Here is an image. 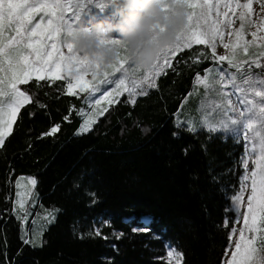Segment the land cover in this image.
<instances>
[{
  "label": "trees",
  "instance_id": "trees-1",
  "mask_svg": "<svg viewBox=\"0 0 264 264\" xmlns=\"http://www.w3.org/2000/svg\"><path fill=\"white\" fill-rule=\"evenodd\" d=\"M215 64L206 45L176 53L146 95L121 97L84 134L87 92L67 94V80L21 85L31 102L0 147V264H168L166 245L182 264H222L244 144L176 123L196 76ZM22 176L36 178L40 208L55 215L37 245L15 211Z\"/></svg>",
  "mask_w": 264,
  "mask_h": 264
},
{
  "label": "snow or ice",
  "instance_id": "snow-or-ice-1",
  "mask_svg": "<svg viewBox=\"0 0 264 264\" xmlns=\"http://www.w3.org/2000/svg\"><path fill=\"white\" fill-rule=\"evenodd\" d=\"M181 2L188 9V24L181 32L177 44L165 52L168 55L164 56L163 61H158L154 71L143 69V77L137 80L135 75L141 68L131 62L126 48H122L123 55L121 54L117 62L110 66V71L103 72L100 71L98 62L82 57L74 50V46L69 42L74 32L72 21L74 17L79 19L82 8V5L76 4L74 0H0V97L8 98L7 103L0 101V147L11 134L19 109L31 102V97L22 91L20 86L33 78L37 81L67 80V94L77 95L74 89L87 92L86 102H92L91 98L97 92H101L102 85H114L111 90L103 91L102 95L95 99L93 107L99 108L103 102L109 105L116 103L118 101L113 97H118L124 92L129 94L128 102L134 105L138 94H147L143 86L155 87V77L165 72L166 67H171V57L193 45H206L211 49V59L221 67L207 69L208 75L204 77L198 74L195 78L196 83L202 84L205 88L213 87L209 76L215 71L219 77L215 83H219L222 89L232 88V92L219 93L223 97L221 103L212 104L215 108L226 107L229 111L238 113V118H230L224 127H229V124L236 125L234 131L237 134L242 132V138L249 142L243 159L245 170L248 169L249 157L254 156L253 170L250 173L245 172L240 193L233 197L235 212L241 213L244 193L251 188V194L247 199V211L233 221L239 223L242 219L243 227L239 230V238L235 244L229 243L225 248L224 255L228 258L224 264H264V256L258 257L260 249L256 246L258 240L264 242V235H260L264 233V73L253 75L249 72L242 81H237V73H244L243 64H248L249 68L252 66L264 68V64L260 62V59L264 58V51L254 53L255 58H250V61L240 62L236 58L238 48L245 55H248L249 47L253 45L264 49V44H257V40L264 41V36H257L258 31L264 30V17L260 18L257 31L250 33L252 40L247 41L244 35L245 18L248 17L249 26L256 27V22L251 19L253 0H245L243 4L238 0L235 4L232 0L227 2L181 0ZM256 3L260 5L261 11H264V0H256ZM167 6L165 3V7ZM235 8H243L246 11L239 14L238 19L241 23L235 32L236 39L225 43L224 30L234 23L229 11L235 14ZM221 16L223 20L220 19ZM217 40L223 48L230 50V55H217ZM101 43L109 46L121 44L119 39L107 36L101 37ZM204 55V52L198 53V57ZM225 62L228 68H223ZM229 68L236 71L231 72ZM117 73L120 75L117 76ZM89 74L92 80L85 79ZM130 78L133 85L131 88L126 84ZM138 88L141 89L139 93ZM233 95L237 104H233ZM237 105L242 106V110ZM106 111L107 108H100L98 115H103ZM79 114L86 115L83 110ZM96 118V113L89 115L79 132L90 131ZM209 127L210 130H215V126L211 124ZM58 130L57 125L51 128L48 134H54ZM29 182L32 185L36 183L34 179ZM20 207L23 208L22 203ZM236 234L237 230L232 228L229 240L231 241ZM261 248H264V243L261 244ZM168 256L169 264L172 258H177V264H181L183 260L182 253L174 249L169 251Z\"/></svg>",
  "mask_w": 264,
  "mask_h": 264
},
{
  "label": "rangeland",
  "instance_id": "rangeland-1",
  "mask_svg": "<svg viewBox=\"0 0 264 264\" xmlns=\"http://www.w3.org/2000/svg\"><path fill=\"white\" fill-rule=\"evenodd\" d=\"M76 4L82 5V8L80 9L79 13V19L77 20L75 17L73 18V28L76 29L82 24L86 25H93L96 23H100L102 21H108L115 23L118 21L119 17L114 13V10L111 8V6L107 3V0H74ZM215 2V0H213ZM227 2V0H225ZM237 0H232V3L235 4ZM240 4L245 3V0H238ZM223 11V9H222ZM246 10L243 8H235L234 13L233 11H229V16L234 21L233 25L230 28H227L224 30V42L228 43L230 41H234L236 39L235 32L237 29H239V25L241 21L238 19L239 14L241 12H245ZM69 15H71L69 13ZM264 17V11H261L260 5L256 3V0H253V13L251 15V19L256 22V27L249 26L247 23L248 17L245 18V29H244V35L245 39L247 41L252 40V36L250 35L251 32L257 31V27L260 23V18ZM221 20H223V16L220 17ZM231 33V35H229ZM257 36H264V30L258 31ZM113 39H119L118 34L114 33L112 35ZM257 44H264V41L257 40ZM196 46V45H193ZM192 46V47H193ZM175 47V46H174ZM188 49V48H187ZM264 51V49L256 47L255 45L249 47L248 55H245L239 48L236 50V58L238 61L243 62L246 60L250 61V58H255L253 55L254 53L258 54L259 52ZM217 55H230V50L223 48V46L220 44L219 40H217V48H216ZM123 55V52L121 53ZM168 55L165 53L161 57V61H163L164 56ZM172 59V57H171ZM260 62L262 64V58L260 59ZM216 63V62H215ZM217 67H221L217 63L212 66V69H215ZM223 68H228L227 63L225 62L223 64ZM244 73H237V81L240 82L244 79V77L251 72L253 75L264 73L259 68H256L255 66H252L249 68L248 64H243ZM110 71V70H109ZM154 71V69H153ZM229 71L235 72V69L229 68ZM163 73V72H162ZM161 73V74H162ZM160 74V75H161ZM120 74L117 73V76ZM144 75L143 69L138 71L135 75V79L139 80ZM159 75V76H160ZM201 77H204L205 75H208L207 72L203 74H199ZM158 76V77H159ZM158 77H155V82ZM35 79V78H33ZM87 80H92L91 74L85 77ZM219 77L216 75V72L213 71L212 75L209 76V81L213 82V87L211 88H205L202 84H197L196 80L193 83V89L192 91L187 95V97L183 100V104L181 105V108L179 109V113L176 115V123L179 126L186 127L187 129L191 131H196L199 128H204L207 130H210L209 124L215 126V130H210L213 132H224L228 135H231L235 138H237L239 141H242L244 144V156L246 155V148L249 146V142L245 141L242 138V132L241 134H237L234 129L237 128L236 125H230L229 127L225 128L224 124L229 122V119H236L238 118V113L229 111L226 107H220L215 108L212 104V102L215 103H221L223 100V97L219 95L221 91H227L232 92V88L229 87L227 89H222L219 83H215ZM126 84L128 87H132V78L126 81ZM114 87V85H102L101 86V92H97L93 96V100L99 98L103 91L105 90H111ZM144 90L146 92L153 87H148L147 85L143 86ZM77 93L79 92V89H74ZM141 91L140 88L137 89V92L139 93ZM127 97L129 100V94L127 92H124L120 96H114L113 99L118 101L121 97ZM141 96L137 95L136 99ZM258 99V98H257ZM8 98L7 97H0V101H3L4 103H7ZM233 104H237L235 95L232 96ZM94 103V102H93ZM93 103L91 106V109L86 113L85 120L88 118L89 115H92L94 113L97 114V118L95 122L102 116L98 115L100 108H108L110 106L107 102H103L99 108L93 107ZM113 104V103H112ZM238 108H241L242 106L237 105ZM20 110V109H19ZM18 115V114H17ZM17 117V116H16ZM247 117H245L246 119ZM94 124V123H93ZM92 124V127H93ZM91 127V129H92ZM88 132V131H87ZM84 132V133H87ZM80 133L78 130V134H84ZM251 135V133H249ZM252 159H254V156L249 157L248 159V169L245 170L243 167V174L241 176L240 180V188L236 195L240 193L241 185L243 183V176L245 172H251L253 170V163ZM243 162V161H242ZM34 179L36 181V178L33 176H22L20 177L16 182V194H15V211L17 215L21 218L22 224H23V230H26L27 236H30L31 241L34 245H37L38 243V237H40V241L42 240V233L44 230L54 222L55 215L53 211L44 210L41 209L38 202V195L36 190V183L35 185H32L29 181ZM250 183V181H249ZM251 194V188L249 187L247 191L244 193V206L241 209V213H236L234 208L235 201L233 200V197H231V207L230 212L233 215V219L235 220L237 217L241 216L242 213L247 211V199L248 196ZM19 201V203H18ZM20 203L23 204V208L20 207ZM233 220V221H234ZM29 226H31V230L29 229ZM243 227V220L241 219L239 223H232V228H235L237 230V234L235 237L232 238V240L229 242L231 244H235V242L239 238V230ZM230 229V230H231ZM260 235H264V233H260ZM29 240V239H28ZM264 242L257 241V248L260 249L258 252L259 256H264V249H261V244ZM39 244V243H38ZM174 249L176 252H179L176 248L172 247L171 245L165 246V260L169 264V256L168 253L170 250ZM231 252H229L228 256L230 257ZM228 257H224V260L222 264H224V261ZM171 264H177V258L171 259ZM182 264V262H181Z\"/></svg>",
  "mask_w": 264,
  "mask_h": 264
},
{
  "label": "clouds",
  "instance_id": "clouds-1",
  "mask_svg": "<svg viewBox=\"0 0 264 264\" xmlns=\"http://www.w3.org/2000/svg\"><path fill=\"white\" fill-rule=\"evenodd\" d=\"M118 15L117 22L82 24L69 42L82 57L96 61L100 71L109 70L127 49L131 62L152 71L165 52L174 47L188 24V9L181 0H107ZM167 3V7H165ZM116 33L120 46L101 43V37Z\"/></svg>",
  "mask_w": 264,
  "mask_h": 264
},
{
  "label": "water",
  "instance_id": "water-1",
  "mask_svg": "<svg viewBox=\"0 0 264 264\" xmlns=\"http://www.w3.org/2000/svg\"><path fill=\"white\" fill-rule=\"evenodd\" d=\"M150 218L149 217H145L142 221L145 223V224H147V223H149L150 222Z\"/></svg>",
  "mask_w": 264,
  "mask_h": 264
},
{
  "label": "crops",
  "instance_id": "crops-1",
  "mask_svg": "<svg viewBox=\"0 0 264 264\" xmlns=\"http://www.w3.org/2000/svg\"><path fill=\"white\" fill-rule=\"evenodd\" d=\"M30 228H31V226H29V229H30ZM30 230H31V229H30ZM29 240H30V242H32L30 236H29ZM38 240H39V242H40V237H38Z\"/></svg>",
  "mask_w": 264,
  "mask_h": 264
}]
</instances>
